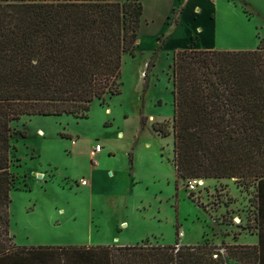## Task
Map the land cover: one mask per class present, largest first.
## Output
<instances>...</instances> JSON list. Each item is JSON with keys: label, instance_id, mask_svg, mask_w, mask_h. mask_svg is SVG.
Returning <instances> with one entry per match:
<instances>
[{"label": "trees", "instance_id": "16d2710c", "mask_svg": "<svg viewBox=\"0 0 264 264\" xmlns=\"http://www.w3.org/2000/svg\"><path fill=\"white\" fill-rule=\"evenodd\" d=\"M142 14L140 0H0V264H225V257L264 264L262 43L245 51L173 52L171 129L152 127L172 135L178 178H234L254 188L256 245L183 246L177 228L166 246L13 244L11 124L23 116L85 119L95 100L119 95L122 60L135 56Z\"/></svg>", "mask_w": 264, "mask_h": 264}, {"label": "rangeland", "instance_id": "374dc122", "mask_svg": "<svg viewBox=\"0 0 264 264\" xmlns=\"http://www.w3.org/2000/svg\"><path fill=\"white\" fill-rule=\"evenodd\" d=\"M172 1L158 0L162 15ZM190 4L206 6L204 0ZM185 6L178 0L161 21L141 17L135 56L122 60L120 94L95 100L87 118L23 116L11 124L14 245L166 246L174 244L176 228L183 246L205 244L222 251L253 242L254 188L234 178L205 179L204 188L189 192L187 179L178 178L172 165V135L161 137L152 128L165 123L171 129L173 53L165 47L182 25ZM215 9L218 47L264 45V0H218ZM190 36L183 49L203 47L200 31ZM95 143L105 151L91 160L85 152ZM163 172L174 177L162 182L156 175ZM224 262L244 264L227 257Z\"/></svg>", "mask_w": 264, "mask_h": 264}, {"label": "crops", "instance_id": "0c3cea01", "mask_svg": "<svg viewBox=\"0 0 264 264\" xmlns=\"http://www.w3.org/2000/svg\"><path fill=\"white\" fill-rule=\"evenodd\" d=\"M178 0H173L170 4V6L168 7V10L164 13V15H162V10L160 8V3L158 2V0H149L148 4L145 6H143V14L142 17L146 14V16H149L150 18H156L158 21H161L162 18H164L167 13L175 7L176 2ZM186 2V6L184 7V10L182 12L181 15V20H182V25L176 29L175 31V35L171 38V40L166 44V50L170 51V52H175L178 50H184L186 49L184 47V49L182 48L183 45L185 46V44L188 42V40L190 39V35L192 33V31H194V29H197L198 31H200L201 33V38H202V42L201 44L203 45V47H198L196 49L198 50H229V51H236V50H253L254 48L251 47H234V48H220L217 46L216 44V38H217V16H216V9L215 7L218 4V0H204L206 3L205 8H200L198 6H194L191 5L190 2L191 0H184ZM202 1V0H199ZM198 11V12H197ZM194 14H196L197 18L194 17ZM102 146V145H101ZM91 150V147L88 149L87 152H85V155L90 158L89 156V152ZM105 150H103V146H102V151L96 156V158H100L102 157V154ZM107 152L109 153L110 151L107 150ZM131 158V165L132 168L131 170H133V164H134V160L133 157L131 155H129ZM95 158V159H96ZM94 159V160H95ZM93 173L98 174L97 170H93ZM173 175V176H172ZM166 176H172L174 177V172L172 173H159L156 175V177H158L157 179H159L160 181L163 182L164 179H166ZM163 184V183H162ZM87 185V184H85ZM82 185V186H85ZM167 187L169 186L168 183L165 184ZM161 186H159L158 191L161 192ZM169 189V188H168ZM124 227H126V225H123ZM116 239V238H114ZM113 241H109V242H104V243H98L97 245H102V246H112L113 245ZM257 243V237L254 236V240L251 244H249L250 246H254ZM137 244V243H135ZM134 244V245H135ZM118 244H116L117 246ZM123 246H130L131 244H121ZM89 247V246H87Z\"/></svg>", "mask_w": 264, "mask_h": 264}, {"label": "built area", "instance_id": "2783aa9c", "mask_svg": "<svg viewBox=\"0 0 264 264\" xmlns=\"http://www.w3.org/2000/svg\"><path fill=\"white\" fill-rule=\"evenodd\" d=\"M102 151V146L99 143H95L93 145V147L91 148L90 152H89V156L91 160H94L96 158V156ZM187 190L189 192H195L197 189L199 188H204V179H199V178H195V179H189L187 180ZM85 181L81 182V185H85Z\"/></svg>", "mask_w": 264, "mask_h": 264}, {"label": "bare ground", "instance_id": "6f19581e", "mask_svg": "<svg viewBox=\"0 0 264 264\" xmlns=\"http://www.w3.org/2000/svg\"><path fill=\"white\" fill-rule=\"evenodd\" d=\"M39 136H43V134L41 133V131H40V133H39Z\"/></svg>", "mask_w": 264, "mask_h": 264}, {"label": "water", "instance_id": "95a60500", "mask_svg": "<svg viewBox=\"0 0 264 264\" xmlns=\"http://www.w3.org/2000/svg\"><path fill=\"white\" fill-rule=\"evenodd\" d=\"M38 177H41L40 175Z\"/></svg>", "mask_w": 264, "mask_h": 264}]
</instances>
